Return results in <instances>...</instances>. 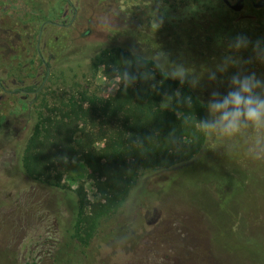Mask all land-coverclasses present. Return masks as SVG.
I'll list each match as a JSON object with an SVG mask.
<instances>
[{
  "label": "rangeland",
  "instance_id": "rangeland-1",
  "mask_svg": "<svg viewBox=\"0 0 264 264\" xmlns=\"http://www.w3.org/2000/svg\"><path fill=\"white\" fill-rule=\"evenodd\" d=\"M225 10L221 0H0V174L21 187L0 180V264H264V161L243 148L228 152L207 138L190 162L143 174L123 206L106 214L82 163L59 168L48 183L22 168L45 107L119 90L101 69L89 70L102 52L149 60L163 52L200 74L215 67L230 38H264V22L236 21ZM106 15L109 27L101 28ZM238 55L239 68L264 78V64L248 63L251 49ZM237 70L215 83L205 75L191 90L206 105ZM81 190L83 217L96 219L82 245L71 239Z\"/></svg>",
  "mask_w": 264,
  "mask_h": 264
},
{
  "label": "trees",
  "instance_id": "trees-1",
  "mask_svg": "<svg viewBox=\"0 0 264 264\" xmlns=\"http://www.w3.org/2000/svg\"><path fill=\"white\" fill-rule=\"evenodd\" d=\"M140 59L145 58L114 48L97 55L89 70L97 73L101 69L105 79L113 80L116 70L135 72ZM145 60L153 69L155 90L138 80L127 89L119 84V90L109 97L83 92L63 108L45 107L24 146L22 168L26 174L35 182L48 183L59 168L67 170L69 163L80 162L104 201L101 208L106 214L123 206L143 174L169 170L198 156L207 141L198 126L207 117L205 104L187 85L165 78L151 60ZM177 89L182 96L192 97L191 108L173 103L161 109L163 94ZM5 179L0 174L3 185L15 192L21 189ZM57 179L60 187V173ZM80 199L71 239L82 245L96 219L83 217L87 206L83 190Z\"/></svg>",
  "mask_w": 264,
  "mask_h": 264
},
{
  "label": "clouds",
  "instance_id": "clouds-1",
  "mask_svg": "<svg viewBox=\"0 0 264 264\" xmlns=\"http://www.w3.org/2000/svg\"><path fill=\"white\" fill-rule=\"evenodd\" d=\"M98 25L101 28L109 27V17H100ZM248 49H251L248 63L255 61L264 64V38L253 41L242 34L230 38L215 67L200 74L182 64L169 62L163 52L153 55L151 63L165 78L178 81L181 86L187 85L191 89L200 87L205 75L210 83H215L229 69L237 68L228 78L226 92L211 91L205 105L207 117L199 120L198 126L207 138H216L223 142L226 151L243 148L249 159L264 161V78L258 77L255 72L239 68L242 61L238 54ZM147 62L145 59L138 60L135 72L116 70L115 81L123 84L125 89L135 85L138 80L149 83L154 90L157 89L153 69L147 67ZM173 103L191 108L192 97L182 96L179 89L172 94L164 93L160 107L167 109Z\"/></svg>",
  "mask_w": 264,
  "mask_h": 264
},
{
  "label": "flooded vegetation",
  "instance_id": "flooded-vegetation-1",
  "mask_svg": "<svg viewBox=\"0 0 264 264\" xmlns=\"http://www.w3.org/2000/svg\"><path fill=\"white\" fill-rule=\"evenodd\" d=\"M225 11L236 18L243 19L247 23L264 22V0H221ZM262 17H260V16Z\"/></svg>",
  "mask_w": 264,
  "mask_h": 264
}]
</instances>
